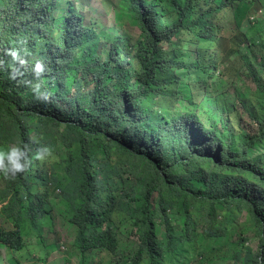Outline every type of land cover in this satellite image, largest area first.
I'll list each match as a JSON object with an SVG mask.
<instances>
[{"label": "trees", "instance_id": "trees-1", "mask_svg": "<svg viewBox=\"0 0 264 264\" xmlns=\"http://www.w3.org/2000/svg\"><path fill=\"white\" fill-rule=\"evenodd\" d=\"M118 4L136 21L137 34L98 29L69 0H0V148L27 144L31 155L52 136L67 149L61 175L33 161L13 185H0L1 212L16 228L0 229V250L20 251L7 259L0 252V264H20L13 257L23 252V237L41 236V228L52 225L57 200L73 211L80 264H94L95 252L121 259L118 234L124 227L138 249L122 264L203 262L212 255V242H206L220 238L230 221L228 211L245 212L260 242L254 252L243 238L228 239L230 258L264 264V155H252L264 147V19L255 17L264 0ZM241 5L246 15L232 47L223 31L235 25L230 19ZM192 45L197 64L185 55ZM13 50L23 64L12 58ZM37 59L45 64L39 80L49 102L31 91ZM230 68L254 89L218 100L217 120L206 124L192 113L155 110L153 95L159 85L174 83L173 73L191 72L192 91L203 97L209 72ZM124 173L136 181L123 183ZM196 223H204L201 238Z\"/></svg>", "mask_w": 264, "mask_h": 264}, {"label": "rangeland", "instance_id": "rangeland-1", "mask_svg": "<svg viewBox=\"0 0 264 264\" xmlns=\"http://www.w3.org/2000/svg\"><path fill=\"white\" fill-rule=\"evenodd\" d=\"M69 1L75 2V6L78 10L90 13L92 18L96 20L98 29H103L109 34H117L123 29H128L134 34L138 33L136 21L118 8V1L120 0H113L116 5L112 7L106 6L104 0H91L90 5L87 7L78 3V0ZM248 6L252 7L253 3H249ZM244 8V5H241L239 8L240 10L237 9L238 12L235 11L232 13L230 22L234 20L235 25L232 26L227 33L223 31V36L225 35V37L228 38L227 41L232 47L238 42L239 33L237 30L235 31V29L245 18L246 14H244ZM250 12L253 11L250 10ZM238 13L239 15H237ZM258 17L264 19V9L259 12ZM230 22H228V24L222 23V26L228 27ZM190 49L191 51L185 52V55L187 59L194 58L193 63L197 64L195 46L192 45ZM232 61L234 67H238L236 60L232 59ZM209 73L211 78L207 79L205 95L203 97L199 96L196 91H192L193 88L191 83L193 78L191 72L187 69H183L178 71V73H173V76L177 78L173 83L174 85L172 84L173 86L171 85L168 88L159 85L154 93L155 96L153 95V100L157 103L155 110L158 109L159 112H164L170 116L192 113L206 124H209L211 119L217 120L219 117L218 100L226 102L228 100H233L236 96L245 97L249 94L251 89H254L253 83L246 79L241 73L235 72L234 69L230 68L226 72L222 71V73L216 71H210ZM47 145L50 146L52 155L44 161H38L39 168L47 165L53 168L58 175H61L60 162L67 149L61 140L52 136L49 138ZM90 149L91 151L97 150L95 146H92ZM257 154L264 155V147L252 151L253 156ZM32 173H34L33 170ZM119 180L126 184H133L136 181L135 176L130 173H124L122 179ZM71 218L72 212L70 207L61 200L56 201V207L53 211L54 234H50L46 231L44 237V245L48 251L45 252L49 256L47 264H55L57 261L59 264H79V255L74 248L77 230L70 224ZM218 218H220V220L224 219L221 216H218ZM228 218L230 221L226 224L224 233L217 240H211V258L203 262H195L192 264H237L230 258L232 250H227V246H229L227 243L228 239L230 241H236L239 238H243L244 245L250 246L254 252L258 251L260 243L259 237L255 228H252L250 224L246 225L245 212L232 214V212L228 211ZM0 225L6 229L12 228L2 219L0 220ZM203 225L204 223H196V230L199 233V238H201L203 234ZM157 231L159 232V236H161L162 228L159 224L157 226ZM130 234L131 231L126 227L122 228L119 232V239L122 246V250L119 248L121 257H127L129 254L134 253L138 247L137 238L129 237ZM26 243L35 246V242L32 239H27ZM0 252L3 256L6 255L5 252ZM36 255L39 259L43 258L41 251H38ZM106 257V255L95 254L94 263L100 264L102 261L106 260ZM127 259L131 258L127 257ZM6 264L11 263L7 262Z\"/></svg>", "mask_w": 264, "mask_h": 264}, {"label": "clouds", "instance_id": "clouds-1", "mask_svg": "<svg viewBox=\"0 0 264 264\" xmlns=\"http://www.w3.org/2000/svg\"><path fill=\"white\" fill-rule=\"evenodd\" d=\"M82 6L87 7L86 5H82ZM80 11H83V10H80ZM83 12H85V11H83ZM86 13H88V12H86ZM88 14H90V13H88ZM258 14H257V16H255L256 19H260L258 17ZM10 55L12 56V58L14 60H19V62L21 64L24 63L23 59H21L18 56V54H17V52L15 50L11 51ZM32 71L35 74V76L37 77V80L34 83H32V85H31V91L34 94V98L36 100H38V101H41V102H49L50 93L46 89L42 90V86H41L42 82L39 80V77H40L41 73L45 71V64H44L43 60L37 59L34 62V64H33ZM29 151L30 150H29L27 144H23V145H20V144L7 145L5 147L0 148V185L2 187H4L6 183L13 185L15 182H17V181L14 180V177L17 174L23 173L27 169H29V167L32 165L33 161H44L47 158H50L51 155H52L51 148L48 145H38L33 151H31V155H29ZM13 191H15L14 190V186H13L11 192H13ZM55 207H56V204L54 206V209H55ZM1 209H2V205L0 204V220L1 219L5 220L12 228L11 229H6L2 225H0V229L2 231L6 232V233L15 232L16 231L15 226L8 219H6L5 216H3L2 212H1ZM54 209H53V211H54ZM70 210L72 212V218H73V211H72L71 208H70ZM72 218H71V220H72ZM71 220H70V224L72 226H74L71 223ZM74 227L77 230L76 239H75V242H74V248L78 252L79 264H80L81 255H80L79 248L77 246L78 228L76 226H74ZM36 229H37V226H36ZM41 230H42L41 236H39L38 233H32L31 236H24L23 237V246H24V248H23V250H21L23 252H21L19 254H15L14 257H13L14 260H18L20 262V264H47V261H46V263H44L43 261H41V259H45L46 255H48L46 253L48 251L46 250V247L44 245V237L46 235V231L48 233H50V234H54L53 212H52V225L50 227L49 226H43L41 228ZM27 239H32L35 242V246L28 245L26 243ZM118 240H119V248H121V250H122L121 242H120V239H119V234H118ZM211 242H206V244H209ZM58 246H59V244H58ZM137 249H138V247H137ZM137 249H136V251H137ZM0 251L5 252V254H6L4 256L5 259H7L8 253H10V255H11V254H14L16 252H20V251L10 252L9 250H7V248H3V250H0ZM38 251L42 252L43 258H41V259L38 258V256L36 255ZM134 253L129 254L127 257H130L132 259ZM95 254H100V255H106L107 256L106 260L102 261L100 264H107L109 262H113V264H122L123 261L130 260V259H127V257H121V259L116 261V260H113L108 254H106L104 252H95L92 255V256H94V259H95ZM120 256H121V254H120ZM29 259H31L33 261L30 262ZM7 262H9V261L7 260ZM58 264H59V262H58ZM187 264H192V262L187 263Z\"/></svg>", "mask_w": 264, "mask_h": 264}, {"label": "bare ground", "instance_id": "bare-ground-1", "mask_svg": "<svg viewBox=\"0 0 264 264\" xmlns=\"http://www.w3.org/2000/svg\"><path fill=\"white\" fill-rule=\"evenodd\" d=\"M84 257V256H83Z\"/></svg>", "mask_w": 264, "mask_h": 264}]
</instances>
